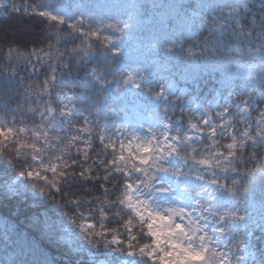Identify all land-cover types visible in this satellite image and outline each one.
I'll return each mask as SVG.
<instances>
[{"label":"snow or ice","instance_id":"obj_1","mask_svg":"<svg viewBox=\"0 0 264 264\" xmlns=\"http://www.w3.org/2000/svg\"><path fill=\"white\" fill-rule=\"evenodd\" d=\"M23 8L46 25L0 37L11 264H264V0Z\"/></svg>","mask_w":264,"mask_h":264},{"label":"trees","instance_id":"obj_2","mask_svg":"<svg viewBox=\"0 0 264 264\" xmlns=\"http://www.w3.org/2000/svg\"><path fill=\"white\" fill-rule=\"evenodd\" d=\"M15 4L18 5H34L39 3L40 0H13ZM88 3L95 5L94 11L100 14L107 13L109 15L116 16L120 12V6L125 3L136 2L140 4H150L151 0H87ZM163 2V0H160ZM46 22H42L41 18L31 15H26L22 13H13L11 16L0 13V37L4 36V29L8 30H16V29H24L29 30L26 34H17L12 36L8 34V42L15 43L17 46L21 48V50H31L33 47L40 48L42 45L38 41L41 35L43 34V30L45 29ZM0 43H3L0 41ZM45 44L47 41L44 42ZM190 45H186L185 47H189ZM6 50V48H5ZM0 62L2 58H0ZM6 63V62H5ZM152 71L157 70V66L153 65L151 68ZM178 87H182V85H178ZM157 91L159 89L157 88ZM14 106V105H13ZM4 179V173L0 171V181ZM262 198V194L259 188H257L254 199L259 203ZM26 209L18 208L15 201L11 203H2L0 204V217L2 216L7 223L14 224L17 220L22 221L23 215ZM19 213V215H18ZM19 253V249L16 248L11 240L7 242V246L3 238H0V264H11L12 260L17 259ZM49 259H52L56 262V264H82V261L87 260V253L83 254H72L67 255L61 249H53L48 253Z\"/></svg>","mask_w":264,"mask_h":264},{"label":"rangeland","instance_id":"obj_3","mask_svg":"<svg viewBox=\"0 0 264 264\" xmlns=\"http://www.w3.org/2000/svg\"><path fill=\"white\" fill-rule=\"evenodd\" d=\"M22 13H24V8L23 6H21V10H20ZM27 32H29V30H24V29H16V30H8V29H4V35H12V36H15L16 33L17 34H26ZM7 224L4 222V220L1 218L0 219V237L4 236V229H5V226Z\"/></svg>","mask_w":264,"mask_h":264}]
</instances>
